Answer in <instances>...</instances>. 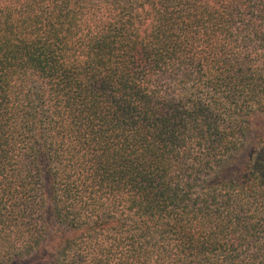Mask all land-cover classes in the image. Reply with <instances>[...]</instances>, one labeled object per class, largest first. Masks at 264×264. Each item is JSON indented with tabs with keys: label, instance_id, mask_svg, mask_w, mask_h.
<instances>
[{
	"label": "trees",
	"instance_id": "obj_1",
	"mask_svg": "<svg viewBox=\"0 0 264 264\" xmlns=\"http://www.w3.org/2000/svg\"><path fill=\"white\" fill-rule=\"evenodd\" d=\"M264 264V0H0V264Z\"/></svg>",
	"mask_w": 264,
	"mask_h": 264
},
{
	"label": "rangeland",
	"instance_id": "obj_2",
	"mask_svg": "<svg viewBox=\"0 0 264 264\" xmlns=\"http://www.w3.org/2000/svg\"><path fill=\"white\" fill-rule=\"evenodd\" d=\"M46 248L42 247L40 251L33 255L32 258H29L27 261L19 262L17 264H44L42 261L39 262L38 258H41L43 253H45Z\"/></svg>",
	"mask_w": 264,
	"mask_h": 264
}]
</instances>
